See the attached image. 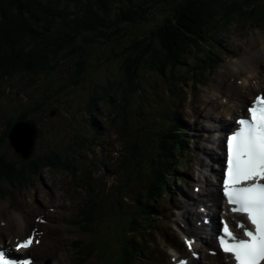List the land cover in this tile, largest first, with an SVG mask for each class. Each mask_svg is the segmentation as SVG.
<instances>
[{"label": "trees", "instance_id": "1", "mask_svg": "<svg viewBox=\"0 0 264 264\" xmlns=\"http://www.w3.org/2000/svg\"><path fill=\"white\" fill-rule=\"evenodd\" d=\"M261 4L264 0H0V78L38 73L70 48H92L87 55L92 57L100 32L129 35L123 46L127 73L149 69L163 76ZM150 23H155L150 30H141Z\"/></svg>", "mask_w": 264, "mask_h": 264}, {"label": "rangeland", "instance_id": "2", "mask_svg": "<svg viewBox=\"0 0 264 264\" xmlns=\"http://www.w3.org/2000/svg\"><path fill=\"white\" fill-rule=\"evenodd\" d=\"M251 10L256 14L255 19H252L254 24L253 28L261 26L264 30V4H261L255 9L252 8L246 11L244 15L234 19V21L230 23L223 36L228 39L226 44L233 48L240 47L239 43L234 39V35H238V32H241V29L246 24H251V19H244V16ZM151 24L154 25L155 23H150L146 25L145 28L141 27V30H150L152 28ZM128 28V31L132 33L130 26H128ZM252 33L255 35L256 39H262V37H259L262 34H257L254 30ZM124 40L128 41L129 35L119 32L118 35L114 37V40H112V43H122ZM207 47L209 48L210 45L207 44ZM251 51L253 52L254 50L252 49ZM96 56L99 58V64H105L101 59V52ZM67 58L70 61L68 66H62L59 59H54L52 65L38 72L39 74L36 75L46 81L45 86L47 87L44 89L46 90L45 94L48 95V100H52L50 105L43 108V112L40 113L42 119L39 117L37 119V122L47 120L48 133L46 134L47 138L44 141L42 149L39 152L35 149V157H37H34L35 159L29 162L28 165H19L20 173L33 169L45 170L48 165H58L60 161L66 159V156L71 152V149L75 145V141L79 137L80 132L78 130L81 128L83 119L86 114L89 111H93L95 107L99 112L104 109L111 110L115 114V121H119L122 125H125L122 127L123 137L128 142L130 152L134 153L132 155L137 156L138 150H141L144 146L142 140L143 133L141 131L142 123L139 122L138 83L143 87V94H147V91L167 88L170 84L176 82L170 77L155 74L149 69L139 73L140 75L137 73L136 76H132L125 72L123 57H117L113 58L111 61L112 81H110L108 85L103 86L101 80L98 79L96 85L93 86L92 94H90L89 90L93 72L102 73V70L94 69V71H88V69H90L89 67L85 70L78 69L77 66L80 64L81 58L75 56L73 52L70 53ZM193 59L195 58L193 57L191 60ZM108 69L109 68H107V70ZM178 69V67L172 68L173 71H177ZM182 73L183 71L180 69L178 74ZM46 74H48V77ZM66 74L67 76L64 77ZM72 74L74 78L70 80ZM17 77H19V75H17ZM13 78L14 77L8 78L7 83ZM4 79L5 78H3V80ZM69 98H73L76 102L75 104L70 103V107L68 108L65 103L69 105ZM49 113H52V117H48ZM9 119L8 117L0 119V123H2V126H0V144H3L4 136H8L13 127ZM134 122L138 124V132L132 131L137 129ZM133 144H136V148H133ZM28 151L29 150L25 148L21 150L22 154ZM45 171H48V169Z\"/></svg>", "mask_w": 264, "mask_h": 264}, {"label": "snow or ice", "instance_id": "3", "mask_svg": "<svg viewBox=\"0 0 264 264\" xmlns=\"http://www.w3.org/2000/svg\"><path fill=\"white\" fill-rule=\"evenodd\" d=\"M250 118L237 120L238 128L227 137V162L223 178V195L228 200L233 214L246 215L255 231L240 221L237 227L243 230L244 239L238 238L221 221L219 248L231 255L235 264H264V95L257 96L247 109ZM255 180L249 186H241ZM33 237L24 239L16 250H27L33 245ZM189 247L192 241L187 242ZM0 264H18L0 250ZM31 264V262H28Z\"/></svg>", "mask_w": 264, "mask_h": 264}, {"label": "bare ground", "instance_id": "4", "mask_svg": "<svg viewBox=\"0 0 264 264\" xmlns=\"http://www.w3.org/2000/svg\"><path fill=\"white\" fill-rule=\"evenodd\" d=\"M262 41H263V42H262V45H264V39H263ZM252 58H256V59H258V60L263 61V60H264V52L261 50L259 53H258V52H255V53L253 54V57H252V56H248V57H247L248 64H249L250 66L257 67V63H254V62L252 61ZM235 90H238V89L236 88ZM17 132H19V130H18ZM28 147H29V145H26L25 148H28ZM213 198L215 199L214 196H213ZM216 199H217V200H216ZM216 199H215V201H218L219 204H220L221 201H222V197H221V196H218V198H216ZM217 225H218V222H216V219H215V220H214V226H217Z\"/></svg>", "mask_w": 264, "mask_h": 264}, {"label": "water", "instance_id": "5", "mask_svg": "<svg viewBox=\"0 0 264 264\" xmlns=\"http://www.w3.org/2000/svg\"><path fill=\"white\" fill-rule=\"evenodd\" d=\"M24 125H18L17 128L14 130L13 134L11 135V140H12V145L14 146V148L19 152L20 149L18 148V146L16 145L18 143V140H19V136H18V130L19 128L18 127H22ZM34 137H37V134H35ZM34 139V138H33ZM32 149H33V145L31 146L30 148V151H29V155L27 156V158L30 157V154L32 152Z\"/></svg>", "mask_w": 264, "mask_h": 264}]
</instances>
